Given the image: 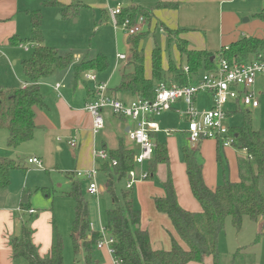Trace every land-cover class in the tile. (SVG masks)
I'll return each mask as SVG.
<instances>
[{"label": "trees", "instance_id": "obj_1", "mask_svg": "<svg viewBox=\"0 0 264 264\" xmlns=\"http://www.w3.org/2000/svg\"><path fill=\"white\" fill-rule=\"evenodd\" d=\"M44 5L59 7L65 15H76L82 4L77 0H73L69 5L61 4L57 0H47ZM174 6L162 3L156 8ZM152 10L139 5L128 6L122 8L118 19L120 23L128 19L130 24H134L139 16H143L144 20L149 21ZM253 16L264 20V9ZM30 17L32 31L29 43L33 45L32 53L21 61L23 74L29 83L25 87L0 89V128L7 129L6 143L11 148L33 138V107L44 105V96L38 81L74 62L72 52H60L57 48L43 44L40 11L30 12ZM163 30L169 43H173L177 48L180 60L173 61L169 57L167 67L163 68L162 49L155 45L151 50V77L146 78L140 42L147 35L140 32L128 36L127 40L131 46L130 63L133 69L123 71L121 82L112 90L151 100L158 82L164 81L178 86L196 83L203 73L214 68L218 57L235 63H245L258 54L264 57V38L243 35L212 52L189 49L187 40L179 37V33L188 29L171 30L164 25ZM9 42L14 45L20 43L14 36ZM184 66L188 68L187 71ZM109 67V61L104 55L84 57L73 64L74 80L76 83L81 80V74L85 70L102 72ZM229 132L235 138L232 146L244 152V155L237 159V181L224 179L214 188L208 187L203 176V165L196 158L197 150L184 147L182 161L191 194L198 202L200 210L190 211L179 204L170 174L162 183L165 196L153 198L155 209L169 218L186 248L175 239H172L168 250L151 248L148 231L141 228V213L135 206L133 191L131 188L121 189L119 194L115 191V182L125 179L128 172L135 168V151L127 148L123 139L119 140L117 148L107 149L109 160L101 163L99 167V170L106 173L105 187L112 199V206L106 211L104 230L113 239L110 247L118 264H186L190 261L202 262L208 255L212 256L213 264H219L218 237L228 216L232 217V223L238 229L244 217L254 222L264 220V129L254 130L249 114H243L242 124L230 128ZM151 135L155 142L152 158L146 162V177L153 176L158 164L169 163L166 143L159 140L156 133ZM103 147L105 149V146ZM217 157L220 161L219 153ZM15 169L25 170V167L15 159L0 156V190L10 185V173ZM67 195L75 202L71 226L73 252H80L78 241L82 240L84 264H98L93 251L101 235L100 232L90 229L88 203L83 197L81 181L73 182ZM22 206L26 207L25 204ZM28 222L27 219L22 220L19 235L11 240L12 257L22 258L27 264H65L61 238L57 236L48 257H41L32 242ZM263 234L264 232L258 234L253 242L258 243Z\"/></svg>", "mask_w": 264, "mask_h": 264}, {"label": "crops", "instance_id": "obj_2", "mask_svg": "<svg viewBox=\"0 0 264 264\" xmlns=\"http://www.w3.org/2000/svg\"><path fill=\"white\" fill-rule=\"evenodd\" d=\"M25 1L26 0H0V44L2 43L9 44V46L14 45L9 42L10 38L13 36L17 38L20 37L18 35V29L13 19L17 15L19 16L20 14L22 15V13L23 15H28L30 14V12L35 11V10H31L32 8H30V2L26 3ZM57 1L64 5H69L73 2V0H57ZM93 1L96 0H77V2H80L82 4L80 9L90 8L91 5L98 6L99 8H101L102 17L106 21H108L110 17L108 14V9L106 8L108 7L109 2L105 3L103 1L98 4V3H94ZM125 1H126V7L132 5H139L146 9H153L152 17L149 19V21H147L149 31H151L153 27H155V25L157 24L154 21L155 18L159 22L160 25L159 30L161 33L164 34V30H163L164 25L171 30H176L180 28L188 29L179 33V37L187 40L189 49L207 50L212 52L217 51L223 46L229 45L231 42H234L238 38H240V36L244 35V36L257 37L258 35L256 33H253L252 27L240 25L238 17L242 16L241 14H245L249 12L258 13L262 9H264L263 7L264 3L262 2V0H260V2H258L254 6H249V5L240 6L239 1L242 0H125ZM162 3L172 6L175 5L176 7L174 6V7L156 8L158 4H162ZM117 4L120 3L117 2L116 5ZM57 9L59 10L62 17L74 18L78 14L77 13L76 15H71V14L65 15L63 14L61 8L57 7ZM31 31H32V24H31ZM126 36L128 38V35ZM259 36H264V35H259ZM29 38H28V42L26 43L20 42L17 45L21 47L20 44H26L28 47H31L32 50L33 46H31L32 44L29 43ZM127 38L126 41L128 42ZM20 39L21 38H19V40ZM141 43L142 41L140 42V46ZM43 44L46 46H50L44 39H43ZM163 46L164 45L160 47L162 49V63H163V68H166L167 59L165 57V50ZM50 47H54V46H50ZM2 50L4 51L5 49ZM2 50L0 46V51L3 53ZM58 50L60 52H67V51H62L60 49ZM151 50H150L149 69L147 70L146 67L144 66V74L146 78L151 77ZM168 54H169L168 56L170 57L169 52ZM123 55L125 56L126 59L127 56L125 54ZM94 56H90V57L86 56V57L92 58ZM73 58H74V62L72 64H75L76 62H79L82 59L78 54H73ZM125 59L117 58V54H116L115 63L118 60H125ZM129 59H130V55H129ZM144 61H145V56H144ZM17 62H18V58L12 60L11 64L12 65L17 64ZM109 64H110L109 68H111L110 61ZM72 68L70 67L68 69L55 70L51 75L42 78L38 81L41 92L44 96V105L42 107H37V106L33 107L34 124H35L34 135L30 141H27V143L30 144H28V146L23 148V150L20 149V152L28 155L27 156L28 158L37 157L38 159L41 160L42 166L39 167L40 169H35L34 171L40 172L47 168L53 170L54 166H60L58 152H61L64 146L67 145L70 146L69 142L71 139L73 138L76 139L77 145L75 147L70 146L73 149L72 153L75 156V167L72 170H67V171L64 170L66 175V180L62 185L59 186V188L61 187L63 188L61 196H67V197H70L67 195V193L70 192L72 183L81 180V179L79 180V178L74 176L73 173L75 172V170H90L96 168L97 172L101 171L105 174V183H106V179H107L106 173L102 170H99L100 164L104 163L105 161L100 162L94 158L93 151L96 148H104L103 146H105L106 150L115 149L118 146L119 140L123 139L124 144L127 148L134 149L135 153H137L138 151L137 146L133 142H131L126 135L127 130L131 125V123L128 122L129 120L113 115L109 110H106L108 111L106 118L110 123L114 124L115 135H113L112 138L114 141H112V143H109L110 140L108 139L106 132L100 130L98 133H94L92 131V117L90 113L86 110L85 106L93 98L94 83L92 82V85L87 84L86 80L83 79V73L81 74L82 79L77 81L76 83L74 80V74ZM118 68H120L119 70L121 73L123 71H127L125 65L119 66ZM118 68H115L114 65L112 69H110L109 76L107 77L106 80L102 79L100 76L98 77L97 74L99 75V73H97L96 70L94 69H88V70H93L95 72L97 81L105 82L107 84V81L110 80L112 74L116 72ZM21 83H20L21 85L17 82V85L0 86V89L8 88V87H19V86L23 87V84H28L29 81L25 78L23 72L21 76ZM55 84H59L60 87L56 89ZM107 88L110 94L124 101H130L133 98H135L134 96L112 90L113 88L110 89L108 85ZM256 96L259 101L257 107L254 108L244 107L237 102L231 101L234 102L235 104V109L234 111L233 110L232 111L241 112L242 109H245V112H243V114H249L250 110H255L259 108L262 105V103H264V100L263 102H261V98L264 96V92L261 91L260 89V91L256 94ZM195 101H196V97L194 99V102ZM160 116L156 118L157 123L159 122ZM230 128L232 127H229V129ZM254 130H259V129H254ZM121 132H123V136L121 135ZM160 133H163L165 136H168L170 135L171 131L168 135H166L164 129H162L161 132L156 133L157 138H158V134ZM206 142L208 143L212 142V144L214 145L216 152L215 153L216 160L219 163H221V165L223 166V179H227L225 173H227L228 169H226V167L224 166L223 164L224 159H222L221 156H220L221 160L220 161L218 160L217 157L218 150L216 151V147L218 146V143L212 140L209 141L201 140L198 142V144L194 146L191 145L187 140L188 145L187 146L182 145L180 149L179 162L182 165V169L185 170L186 173L185 165L182 161L183 148L187 147L189 149L197 150L196 158L198 162H200L199 161L200 152L201 150L204 149V145ZM222 148L227 149L230 147H222ZM169 160H170V156H169ZM16 161L22 164L25 167V170L15 169L11 171L10 185L6 189L0 190V264H27L26 261L22 258L15 259L12 257V246H11L12 238L19 235L21 222L24 218L22 217V214H25V212H27L29 216H33L28 222V226L31 229L32 242L36 246L38 254L41 257H48L50 255L51 247L54 244L57 236H59V233L57 232L55 226V216L53 212L55 195L54 192L51 193L49 187L47 186V183L51 182V185L49 186L52 187L53 182L51 180H48L45 183V182H39L35 179L31 181L32 170L28 172L29 168H27L28 165L27 160L21 161L18 159ZM15 171H21L22 173H24V178L21 179V176L19 177L18 175H15V183H14L13 172ZM203 176L208 187L214 188L215 186L214 185L212 186L207 181L204 165H203ZM186 178H187V174H186ZM166 179L167 177L164 178L163 180L165 181ZM237 180H238V172H237V179L232 178V180L230 181H237ZM12 182H13V186H11ZM173 183H174V187H176L175 189L179 204L187 210L199 211L200 206L196 201V199L192 196V194H190L187 190L183 189L182 186H179L175 179ZM29 184L35 187L32 191L37 192L39 188H41V192H43L45 197L44 200H40L41 198H38L37 196H35L34 198L30 194V192H26L27 188L32 187ZM103 189L106 190V187H104ZM103 189L100 188L101 191H103ZM92 196H97V195H92ZM162 196H165V193H161L160 196H155V197H162ZM25 197H26V201H23ZM153 198L151 201L154 210L152 212L151 209V211L148 214L150 219L143 216L142 212L140 211L141 228L148 231L151 248L154 250H168L171 247L172 239H175L183 248H186L187 246L177 235L169 218L166 215L158 213L157 210L155 209ZM22 204L23 205L25 204L26 207L22 206ZM39 206H42V208L39 209ZM111 206H112V199H111ZM30 209L34 210V212L28 213V210ZM99 212L100 211H98V213ZM93 216H94V211L92 212V217ZM158 217H160V219L162 220H158L159 219ZM95 218L96 217H94V220H91V215L89 210L88 220H89L90 229L93 231L101 232L105 226L106 221L104 222V220L103 221L101 220V223H96ZM145 219H149V220H145ZM255 223L256 225H258L255 233L258 235L264 232V225H263L264 220L259 219ZM262 238L264 239V234L261 235L258 243H256L257 245L259 244ZM78 242L80 244V252H82L83 264H84V254L81 248L82 240H79ZM236 244L234 245V247L237 246ZM103 248L107 250L103 254L104 255L103 261H98L96 259V262L98 264H116L115 257L107 247H102V248L96 247V249H103ZM186 264H213V259L211 255H208L203 258L202 262L190 261Z\"/></svg>", "mask_w": 264, "mask_h": 264}, {"label": "rangeland", "instance_id": "obj_3", "mask_svg": "<svg viewBox=\"0 0 264 264\" xmlns=\"http://www.w3.org/2000/svg\"><path fill=\"white\" fill-rule=\"evenodd\" d=\"M46 1L47 0H26L25 2H30V8H32L31 10L37 11L39 9L41 13L40 28L42 39H44L48 43V45L54 46V48H58L62 51L70 50L73 54H78L81 58H84L86 56H94L97 53L105 55L111 62V68L102 72H97L99 73V75L97 74V76H100L105 80L109 76L110 69H112L114 65L115 68L125 65L127 71H131L133 69L129 59L130 45L126 41L127 36L125 32L120 28H114L110 19L106 21L101 15V8L93 5H91L90 8H81L74 18H69L62 17L57 7L43 5V3ZM103 1L105 3L109 2L106 9L114 8L117 2L121 4L122 8L126 7L125 0H96L93 2L99 4ZM258 2H260V0H242L239 1V5L254 6ZM262 2L264 3V0H262ZM255 13L256 12H249L241 14L242 16L238 17L240 25L252 27L253 33H256L258 35H256L257 37L264 38V36H259L264 35V20L254 17L253 15ZM246 18L248 19L247 21H245ZM13 20L15 21V25L18 29V35L20 36L18 37V39L21 38L19 42H28L29 35L31 34L30 14L23 15L22 13V15H17ZM154 21L157 24L151 31H149L147 20H144L141 24V33H145L147 35L146 38L142 39V43L140 46L141 50H143V55L145 56L144 66L147 70L149 69L150 64V50L155 45L159 47L164 45L163 48L165 50V57L167 60L169 58L168 52L170 53V57L173 61L178 62L180 60L177 48L173 43H169L165 33L163 34L160 32V25L158 20L154 18ZM0 46L1 50L5 49L4 51L2 50L3 53L0 51V86L17 85V82L20 84L23 72L21 61L31 56V47H28L26 50L25 48L19 47L18 45L9 46V44L2 43L0 44ZM116 54H125L127 57L125 60H118L115 63ZM16 58H18L17 64L12 65L11 61ZM182 61L184 63V57L182 58ZM72 65L73 64L70 63L65 69H68L70 67L72 68ZM119 69L120 68H118L117 71L112 74L110 80L107 81V85L110 89L117 87L121 82V72ZM86 82L87 84L92 85V82L87 80ZM252 89L254 90L255 94H257L260 89L264 92V76L257 77L256 83ZM195 97L196 101L194 102V107L198 112L202 110H208L214 106L213 96L208 91H200ZM263 100L264 96L261 98V102H263ZM234 109L235 104L231 101H227L222 106V110L226 114L224 124L227 127L240 126L243 122L242 114L243 112H245V109H242L241 112H233ZM183 110V103H176V105H174L172 109L162 113L158 122L159 128L161 130L164 129L166 131H171L170 135L168 136H165L163 133L158 134L159 140L165 142L167 145L170 156L169 164H158L157 170L152 177L139 179L132 184L131 190L134 194L135 206L142 212L143 216L147 218H149L148 214L151 209L152 212L154 210L151 201L152 198L155 196H160L161 193H165L162 187V183L164 182L163 179L166 178L168 174L171 175L173 182L175 179L179 186H182L183 189L187 190L191 194L185 170L182 169V165L179 162L181 146L188 145L185 135L187 121L185 117L181 116V112H183ZM107 114L108 111L105 110L103 112L104 127L101 131L107 133V137L111 141H109V143H112V141H114L112 138L113 135H115V128L114 124L110 123L106 118ZM249 116L251 118V124L254 129H263L264 103H262L259 108L250 110ZM7 135V129L0 128V156L16 160L19 159L21 161L27 160L28 155L20 152V149L23 150V148L28 146V144L30 143H27L26 141V143H22L15 148L8 147L6 143ZM121 135L123 136V132H121ZM202 140H212L214 142H217V140L214 138H204ZM72 150L73 149L69 145H67L63 147L61 152H58L60 166H54L53 170L47 168L40 172L34 171L35 169L40 168H34L32 164H28L27 168H29L28 172L32 170L31 181L35 179L39 182L46 183L48 180H51L53 182L52 187L49 186L51 185V182L47 183V186L49 187L51 193L54 192L55 195L53 212L55 216V226L63 244L64 263L83 264L82 252L74 254L71 242L72 239L70 236L72 220L74 217V202L70 197L61 196L63 188H59V186L62 185L66 180L65 171L72 170L75 167V156L72 153ZM217 150L222 159H224V166L226 167V169H228L227 173H225L227 179H237V159L243 156L244 152L236 149L233 146L227 149H223L219 142L218 146L216 147V151ZM215 153V147L212 142H206L204 145V149L200 152L199 157V161L204 165L207 181L212 186H216L224 181L223 166L216 160ZM134 170L137 175H141L142 172L147 171L146 164H136ZM13 173L14 183L15 175H18L19 177L21 176V179L24 178V173H22L21 171H15ZM80 181L82 184L83 197L85 201H87L89 206L91 220H94V217H96V223H101V220H104L105 222L106 209L111 206V197L107 193V191L103 189L105 187V174L101 171H98L95 177V181L98 187L103 189V191L99 189L100 192L97 194V196L89 195L86 191L87 182L82 179ZM126 181L127 179H122L120 180V182H115V191L117 192V194L120 193L121 189H125ZM29 185L32 186L31 184ZM11 186H13V182ZM34 188L35 187L33 186L29 187L27 188L28 190L26 189V192H30V194L34 198L35 196H37L38 198H41L40 200H44L45 197L43 192H41V188H39L37 192L32 191ZM41 208L42 206H39V209ZM93 211L94 216L92 217ZM98 211L100 212L98 213ZM22 217H24L23 219H27L28 221H30L33 216H29V214L25 212V214H22ZM158 218V220H162L160 219V217ZM242 222L243 223L241 227L238 229L233 225L231 216H228L226 218L225 228L220 233L218 239L219 264H264V239L262 238L258 245L252 242L257 237V234L255 232L258 225H256L255 222L251 221L248 217H244ZM235 244L237 245L236 247H234ZM106 251L107 250L105 248L96 249L95 247L93 251L95 259H97L98 261H103V254Z\"/></svg>", "mask_w": 264, "mask_h": 264}, {"label": "built area", "instance_id": "obj_4", "mask_svg": "<svg viewBox=\"0 0 264 264\" xmlns=\"http://www.w3.org/2000/svg\"><path fill=\"white\" fill-rule=\"evenodd\" d=\"M122 6L117 4L114 8L108 9V14L114 28L122 29L126 35L131 36L141 32L143 16H139L134 24H130L128 19L119 22L118 15L121 13ZM27 49L26 44H20ZM33 46V45H31ZM117 58L125 59L123 54H117ZM184 70L188 68L184 66ZM259 76H264V57L258 54L245 63L229 62L224 58L218 57L214 68L203 73L196 83L178 86L164 81L158 82L155 88L154 97L151 100L135 97L130 101H124L108 92L105 82L97 81L93 70L83 72V77L87 81L94 83L93 98L86 104V110L92 117V131L98 133L104 127L105 110H109L113 115L129 120L131 125L126 133L127 138L133 142L138 151L133 159L138 165L145 164L151 160L154 149L152 133H158L159 128L156 118L163 112L170 110L176 103L182 102L184 110L181 116L187 121L185 133L191 145L198 144L204 138L216 139L222 147H231L234 136L230 134L229 127L224 124L225 112L222 110L223 104L227 101H234L244 107H257L259 101L252 87ZM27 84H23L25 87ZM59 84L55 85L58 89ZM200 91H208L213 96L214 106L208 110L198 112L194 107L195 96ZM168 135L170 131L164 130ZM70 146L77 145L76 139H71ZM93 156L98 161H108L109 155L106 149L96 148ZM28 164L34 167H41V160L37 157L27 159ZM114 163V161H113ZM75 177L87 182L86 191L90 195H97L100 192L95 177L97 169L75 170ZM148 172L137 175L135 170H130L126 175L127 181L125 188L129 189L132 184L147 176ZM34 210H28L33 213ZM101 238L97 241L96 247H107L112 253L110 245L112 237L108 236L103 229L100 232ZM116 264L117 260L115 259Z\"/></svg>", "mask_w": 264, "mask_h": 264}, {"label": "water", "instance_id": "obj_5", "mask_svg": "<svg viewBox=\"0 0 264 264\" xmlns=\"http://www.w3.org/2000/svg\"><path fill=\"white\" fill-rule=\"evenodd\" d=\"M247 20V18L245 19V21ZM211 59H213V57H211ZM128 131V130H127ZM23 201H26V197L24 198V200Z\"/></svg>", "mask_w": 264, "mask_h": 264}]
</instances>
